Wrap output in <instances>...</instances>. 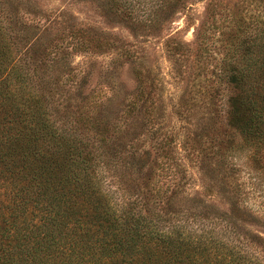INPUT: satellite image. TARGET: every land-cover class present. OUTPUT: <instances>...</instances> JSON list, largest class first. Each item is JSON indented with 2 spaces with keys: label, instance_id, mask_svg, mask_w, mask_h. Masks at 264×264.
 <instances>
[{
  "label": "trees",
  "instance_id": "1",
  "mask_svg": "<svg viewBox=\"0 0 264 264\" xmlns=\"http://www.w3.org/2000/svg\"><path fill=\"white\" fill-rule=\"evenodd\" d=\"M138 4L98 6L133 26L158 20ZM40 5L0 0V264H264L251 201L264 191V13L246 3L212 33L209 1L194 40L168 36L172 68L196 56L205 75L172 95L129 43L120 63L136 84L118 119L85 92L89 71L59 77L72 50L98 52L111 32Z\"/></svg>",
  "mask_w": 264,
  "mask_h": 264
},
{
  "label": "rangeland",
  "instance_id": "2",
  "mask_svg": "<svg viewBox=\"0 0 264 264\" xmlns=\"http://www.w3.org/2000/svg\"><path fill=\"white\" fill-rule=\"evenodd\" d=\"M101 1L104 2V0ZM101 1L94 0L92 3L87 4V0H40V7L46 13L45 15L57 17L59 21L64 20L61 12L66 13L65 11H68L73 13L77 17L76 21L82 22V25L100 27L99 29H105V32L110 31L112 33H109L111 45L101 46L102 48L100 47L98 52H89L85 49L72 50L66 58L67 62L64 63L67 65L65 72H62L59 77H63L65 83L69 85L79 79L84 72L89 71L88 77L91 78L85 92L90 91L93 98L104 100L106 113L118 117V119L123 115L126 98L136 84L134 66H131L130 63H120L124 57H120L119 53H124V49L129 43L138 52L143 53L146 51L151 56L154 61L151 64L153 69L159 75L158 77L163 79L164 94L172 95V93H180L184 85L183 80H190L191 85V83L199 82V79L202 80L205 75L198 74L201 60H198L199 57L196 60V56H192L190 60L185 61L183 66L179 64V72L172 68L171 61L165 51V40L168 39V36L178 32L180 36L188 41L194 40L195 29L204 18L209 1L212 2V12L214 8L216 17H219L217 24L213 22L211 17L208 18L211 24L214 23L211 27L213 31L210 30L212 33H217L216 30L220 24L227 23L229 11L241 15V10L244 9L246 3L250 2L253 12L264 13V0H135L140 3L137 12L141 17L156 15L158 20L152 23L142 21L133 26L116 13L110 12L108 17L103 15L102 9L98 6ZM107 1L112 5V0H105V3ZM73 21L74 19L71 20V22ZM131 25L134 30L129 29ZM66 31H68V27ZM117 33H122L124 38L119 41L114 40L113 36ZM131 33H137V35L133 37ZM212 35L213 44L218 46L219 42L216 35ZM35 36H43L42 31H37ZM184 69L192 75L183 72ZM173 119V125L176 126L175 131L178 137L181 138L182 134L180 133L184 134L185 122L176 120L174 117ZM143 129L142 139L145 141L149 137V132L147 127ZM195 170L196 168L192 169V171ZM191 182L199 187L196 176L193 177ZM259 189L261 188L259 187ZM251 201L260 205V208L264 211V191L252 195ZM254 229L264 231V228L261 227H255Z\"/></svg>",
  "mask_w": 264,
  "mask_h": 264
}]
</instances>
